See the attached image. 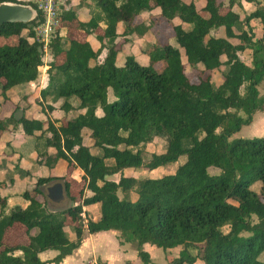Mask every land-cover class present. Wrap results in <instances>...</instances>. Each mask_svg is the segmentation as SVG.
<instances>
[{"label": "trees", "instance_id": "16d2710c", "mask_svg": "<svg viewBox=\"0 0 264 264\" xmlns=\"http://www.w3.org/2000/svg\"><path fill=\"white\" fill-rule=\"evenodd\" d=\"M95 4L97 11L77 26L93 33L101 23L105 25L103 34L96 36L101 43L98 49L88 41L59 34L47 46L48 84L40 96L58 101L65 114L74 115L64 124L48 121L45 126L42 120L25 116L15 120L19 107L12 104L10 116L0 118V130L21 124L26 135L39 131L37 141L55 149L53 155L44 152L43 156L79 167L86 183L82 188L91 195L84 196L81 204L47 212L38 197L41 186L54 179H62L67 197L75 200L64 176H49L38 177L34 188L21 194L28 201L25 208L5 213L6 202L0 203V264L60 263L81 246L85 228L89 234L116 230L120 244H133L137 258L126 264L151 262L143 249L146 243L163 250L181 247L167 264L197 260L264 264L260 260L264 254V136L231 138L264 109L259 89L264 80V6L244 15L234 10L235 6L242 9L240 0H228L226 5L223 0H204L201 7L184 0H95ZM155 8L171 23L175 43L161 36L143 48L148 64L127 55L118 65V22L125 23L123 35L142 34L152 22L134 26L131 22ZM67 17L76 19L62 13L60 21ZM174 18L179 23L174 24ZM42 20L37 10L28 23L0 24V38H14L0 41V106L10 102L7 90L34 82L40 75L43 44L30 41L23 32ZM239 22L244 27L236 32ZM213 29L223 35L212 34ZM103 48L107 53L99 63ZM159 62L164 66L158 70ZM187 65L196 70V81L188 76ZM217 73L221 79L215 84ZM109 88L115 96L111 102ZM85 131L91 146L84 144ZM156 137L165 140L164 151L145 158L144 146ZM182 156L185 160L179 162ZM174 163V172L160 177L124 175L125 169L151 171ZM209 167L219 172L210 174ZM116 175L118 179H110ZM257 181L258 192L251 189ZM92 204L99 205L98 217L85 220L82 207ZM69 216L76 222L71 225L73 238L66 231ZM15 224L25 228L27 244L4 242L6 230ZM46 250L58 253L41 260L39 253Z\"/></svg>", "mask_w": 264, "mask_h": 264}, {"label": "crops", "instance_id": "0c3cea01", "mask_svg": "<svg viewBox=\"0 0 264 264\" xmlns=\"http://www.w3.org/2000/svg\"><path fill=\"white\" fill-rule=\"evenodd\" d=\"M184 1L187 3L190 1H194L195 4L199 7L204 5V0H184ZM223 2L225 3V0H223ZM258 2L260 5L264 6L263 0H254L253 2L240 0L242 9L237 8L235 6L234 10L244 15L249 14L256 8L262 7L260 5L255 7V3ZM226 4L227 3H225V5ZM252 5H253L252 9L247 11L246 8ZM96 11L97 8H96L95 0H67V7L63 13H67L69 14V16L72 15L75 16L76 19L73 20L86 22L91 18L93 13H95ZM158 15L161 16L160 9L155 8L150 12V14L147 13V14H143L142 16L136 17L131 22V26L140 23L148 24L149 22H152L156 25L157 23H155V19ZM71 22L72 20H70V17H67L63 21H60V27L58 30V34L60 36H69L78 41H88L94 50L100 47L101 43L97 40L96 36L103 34V29L105 27L103 23H101L99 28H97L93 33L91 32L87 33L86 31L80 29L77 26L78 24H74V23L71 24ZM172 22L174 24L179 23V19L174 18ZM242 26L244 27V25ZM124 28H125V23L123 20H120L116 27L118 37L115 40L118 49V53L116 57L117 64L122 65L123 61L122 63H119V60L121 59V57L124 60V57L127 55H133L139 62L146 64L148 56L144 52H143L144 54L142 53L143 50L142 46L144 42L153 43L157 39V37L163 36L161 34V30L159 31L160 33H158L157 32L159 30L158 29L153 37H151L150 39H146L148 34L151 33L150 30H148L147 32H143L142 34L132 32L123 35L122 32L124 31ZM185 28L187 29L188 25ZM235 31L239 32L236 29ZM259 32L260 31L258 29H255L256 34H259ZM216 35L222 36L223 34L218 31V34ZM29 40L33 41L30 37ZM137 48L138 49L140 48L139 52H137ZM44 51H45L44 55L46 59L43 58L44 64L39 68L40 75L38 79L27 85H16L10 88L9 90H7V96L10 102L0 106V118H7L8 116H10V114L12 113V104L13 106L17 105L19 107V109L14 112L15 120L18 121L23 116H25L26 118H34V119L42 120L45 126L48 121L53 122L56 126H58V124L54 122V120L52 119L51 115L48 114V112L45 117L43 115L44 114L43 112L37 111L35 108L36 104L42 103L43 106L47 104L48 109L49 106L51 105L53 108L52 110L49 109L50 112H52V114L56 113L57 114L56 116L59 119L64 117L69 119L74 115L72 112L65 114L59 108L60 103L58 101L52 102L50 99L44 100L40 96L41 90L44 89L48 84L47 61L50 58V55L47 52V48L44 49ZM106 53L107 50L103 48L100 55L97 58L99 63H101L104 60ZM148 62H149V58H148ZM0 101H1V97H0ZM47 108H45L46 111L48 110ZM20 111L22 113L21 117L17 119L15 115ZM39 134L40 132L37 131L33 135H26L23 131L21 124H17V125L10 124L9 126H7L5 130H0V182H2V186L0 187V203L6 202V207L4 208L5 213L10 212V210L15 207L25 208L28 205V201L24 199L21 196V194L25 190L33 189L38 177L64 176L65 179L70 183L71 195H74V193L78 192L83 187V185L80 184V181L83 179L82 178L83 171L79 167H77L74 163L69 164L65 159L62 158L53 163L51 159L50 160L46 159L45 156H43L44 152H46L48 156L53 155L55 153V149L53 147H45L41 141L40 142L37 141V136ZM83 134H84V144L91 146L92 140L89 137L88 132L85 131ZM49 135L50 134H48V136ZM57 186H61L62 188L61 199H59L56 196H53L51 191V189ZM84 190L87 193V196L91 195V192L89 190H87L86 188H84ZM41 191L42 193L41 195H39L38 199L43 202L45 206V210L47 212L66 209L70 206L78 204L77 199H75L73 202L71 201V199L67 197L62 179H54L44 184L43 186H41ZM92 205L98 206V207H93V208H97L96 215L98 217L99 205L98 204H92ZM90 208H91L90 205H88L87 207L86 206L82 207L83 210H89ZM97 217H94L93 220H96ZM84 219L87 220L92 218H86L84 216ZM17 226L19 225L15 224L6 230L5 236L3 238L5 243L7 237L10 239V233H13L15 229L20 228ZM113 232L116 233L114 237H117L118 240L119 232L116 230H113ZM113 232L111 233L113 234ZM70 236L72 238L74 237L73 232H70ZM84 244L85 242L83 239V243L81 244V246H83ZM146 244L143 245V249H147ZM123 245L125 247L130 245L133 246V244L129 242L127 243L125 242L123 244L119 243L118 247L122 248ZM127 248L124 249L127 250ZM124 249H122L123 252H128L125 251ZM134 251L135 253L132 255V257L124 256L122 258L123 264L125 260L126 262L127 261H131L133 263L135 262L137 258V251L135 248ZM146 251L148 252L149 249ZM56 252H57L56 250L53 251L46 250L39 253V257L42 260L50 259L56 255ZM69 256L67 257L69 258ZM102 258L106 259L105 257Z\"/></svg>", "mask_w": 264, "mask_h": 264}, {"label": "rangeland", "instance_id": "374dc122", "mask_svg": "<svg viewBox=\"0 0 264 264\" xmlns=\"http://www.w3.org/2000/svg\"><path fill=\"white\" fill-rule=\"evenodd\" d=\"M225 3H227V0H225ZM258 5H260L259 2L255 3V7ZM260 6H262V5H260ZM252 7H253V5L248 6L246 8V10L247 11L251 10ZM73 23L77 24L78 21L72 20L71 24H73ZM155 23H157V24L155 25L154 23H152L153 27H152V25L150 26V28L152 27L151 29H149L151 31V33L148 34L146 39H150L151 37H153L155 35V32L159 29L157 32L160 33L159 31L161 30V34L163 35L162 37L167 40L166 42H168L170 44H174L175 39H174V33L171 29V23L168 22L167 20H165L160 15H158L156 17ZM184 26L187 27V25H184ZM30 29H32L31 26H29L28 29H25L23 34L30 37V35H29V34H31ZM235 29L237 31H241L243 29L242 22H239ZM212 34L216 35V34H218V31L213 29ZM157 38H159V37H157ZM13 40H14V38H11V37L8 38L7 40L4 38H0V41H13ZM146 44H149V43L144 42L142 49L144 48V46ZM139 50H140V48L139 49L137 48V52H139ZM142 53H143V50H142ZM241 56L243 57L244 60L248 59L246 56V53H243V55H241ZM43 58L46 59L45 55ZM122 61L124 63V60L121 57V59L119 60V63H122ZM147 63H148V58H147L146 64ZM163 66H164L163 62H159V63L155 64V68L158 70L161 69ZM223 69H225V67H223ZM186 70H187L188 76L191 78V80L196 81L197 80L196 70L189 67L188 65L186 66ZM220 79H221L220 73L215 74L214 83L218 84L220 82ZM259 89L264 94V80L260 83ZM107 99L110 102L115 100V96L113 95L111 88L108 89ZM47 106H48L47 104H45L43 106L42 103L41 104L39 103V104H36L35 108L37 111L43 112L44 113L43 115L45 117H46V114L48 112V114L51 115L54 122L58 125L64 124L68 120V118H65V117L59 119L56 116L57 114L56 113L52 114V112H50V110L47 108ZM45 108H47L48 110L46 111ZM254 136H256V137L264 136V109L256 112L252 123L250 125L243 126L238 132L233 134L231 136V138L254 137ZM164 149H165V140L163 138L156 137L153 139V141H151L150 143L146 144V146H144L143 155L146 158L151 153H159V152L164 151ZM181 158L178 160L179 162H182L185 160V156H182ZM176 166H177V163H174L168 167L158 168V169L151 170V171H148L144 168L125 169L124 175L125 176H134V177H138V176L143 175V176L155 178V177H160L164 174L174 172V170L176 169ZM208 172L210 174H215V173H218L219 170H218V168H215V167H209ZM118 177H119V175H117L116 178L118 179ZM80 184L84 185L86 183L82 179L80 181ZM259 186H260L259 181H257L251 185V189L258 192ZM51 191H52L53 196H56L59 199L62 198L61 186H57V187L51 189ZM78 194L74 193L75 199L78 200V204H81L82 198L84 196H87V193L85 192L84 188H81ZM118 195H119V197H122V193L120 191H118ZM90 206H91V208L89 210H83L82 209V212L84 213V216L86 218H92L93 219L94 217H97V215H96L97 208H93V207H98V206H95V205H90ZM69 215H71V214H69ZM252 220L256 221V218L253 216ZM73 223H76V222L74 221V219H72L69 216L68 222H67L68 226H66V231L68 234H70V232H72L71 225H73ZM21 226H17L20 228H17V229H15V231L13 233H10V239L7 237L6 244H16V243H23V242L27 243V242H29V235L26 234L25 228L23 226H22L23 227L22 228ZM21 228L24 230H22ZM111 232H113V230L100 231V232H97L94 234H89L85 228L84 234H83V239H84L85 244L83 246L75 249L73 254L70 255L69 258L67 257L66 259H64L62 262H60V263H47V264H123L122 258L124 256H126V257L131 256L132 257V255L135 253L134 248L136 249V247L134 245L133 246L130 245V246L125 247L123 245L122 248H119L118 247L119 243H118L117 237H114L116 235V233L113 232V234H112ZM242 235L247 236L248 233L243 232ZM146 246H147V249H144V250L149 249L148 252H149L150 257H151V262L148 264H167L168 259L178 256L179 251L181 249V247H177L175 249L163 250L161 248H157L154 245L152 246L151 244H146ZM124 248H127V250H125ZM122 249H124L125 251H128L129 253L123 252ZM51 251H53V250H51ZM93 251H95V252H93ZM57 253L58 252H56V254ZM192 253L194 254V251H192ZM15 254L21 255V252L16 251ZM102 257H105L107 260L102 258ZM52 258H50V259H52ZM46 260H49V259H46ZM260 260L264 261V254H261ZM201 263L202 262L200 260H197L195 264H201ZM124 264H126V260H125Z\"/></svg>", "mask_w": 264, "mask_h": 264}, {"label": "built area", "instance_id": "2783aa9c", "mask_svg": "<svg viewBox=\"0 0 264 264\" xmlns=\"http://www.w3.org/2000/svg\"><path fill=\"white\" fill-rule=\"evenodd\" d=\"M24 5H28L33 9V18L37 14V10L43 16L42 22L35 24L30 29V38L37 40L43 44L46 49L52 37L58 34L60 27L61 15L67 7V0H20ZM82 217L84 213L81 212Z\"/></svg>", "mask_w": 264, "mask_h": 264}, {"label": "water", "instance_id": "95a60500", "mask_svg": "<svg viewBox=\"0 0 264 264\" xmlns=\"http://www.w3.org/2000/svg\"><path fill=\"white\" fill-rule=\"evenodd\" d=\"M33 19V9L24 4L2 3L0 4V24L3 23H28ZM41 51V50H40ZM21 111L15 115L17 119L21 117ZM116 176L110 179H117Z\"/></svg>", "mask_w": 264, "mask_h": 264}]
</instances>
